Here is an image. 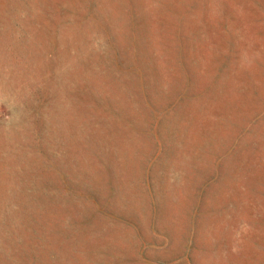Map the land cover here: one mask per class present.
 Segmentation results:
<instances>
[{
    "label": "rangeland",
    "instance_id": "obj_1",
    "mask_svg": "<svg viewBox=\"0 0 264 264\" xmlns=\"http://www.w3.org/2000/svg\"><path fill=\"white\" fill-rule=\"evenodd\" d=\"M0 264H264V0H0Z\"/></svg>",
    "mask_w": 264,
    "mask_h": 264
}]
</instances>
